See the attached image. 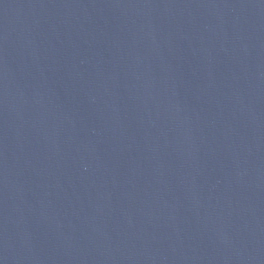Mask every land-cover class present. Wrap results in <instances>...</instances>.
I'll return each mask as SVG.
<instances>
[{"label": "water", "instance_id": "1", "mask_svg": "<svg viewBox=\"0 0 264 264\" xmlns=\"http://www.w3.org/2000/svg\"><path fill=\"white\" fill-rule=\"evenodd\" d=\"M0 264H264V0H0Z\"/></svg>", "mask_w": 264, "mask_h": 264}]
</instances>
